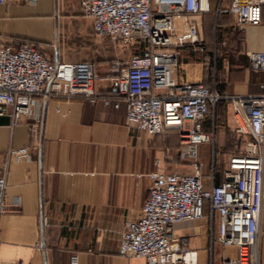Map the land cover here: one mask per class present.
I'll use <instances>...</instances> for the list:
<instances>
[{
    "label": "crops",
    "instance_id": "crops-1",
    "mask_svg": "<svg viewBox=\"0 0 264 264\" xmlns=\"http://www.w3.org/2000/svg\"><path fill=\"white\" fill-rule=\"evenodd\" d=\"M229 1L206 0V10L193 16L203 50L175 47L173 75L178 81L202 82L220 94H258L264 75L250 67L247 52L264 50V5L259 23L236 24L230 13H216L218 6L226 7ZM209 13L218 21L212 27ZM210 29L215 33L219 30L220 37H210ZM23 42L55 63L92 62L94 89L107 96L115 93L109 61L138 53L133 47L121 49L96 34L80 0L0 2V43L16 49ZM218 103H226L227 110L231 109L226 98ZM228 125L234 130L233 118H228ZM218 126L209 125L205 118L202 129L215 137ZM164 133L149 134L127 124L123 104L114 108L101 98L91 101L80 94L33 95L27 115L13 124L0 115V172L8 149L26 148L28 153L25 158L10 157L6 163L0 264H145L142 257L121 254L118 238L125 221L141 212L150 185L149 172L192 171L166 167V158L178 154L179 140L174 132ZM166 139L169 145H165ZM202 143L197 145L202 162L199 172L203 186L208 188L224 178L229 154L224 166L216 168L217 151L207 142L211 161L202 173ZM208 211L205 203L201 218L176 223L172 229L174 238H184L196 250L197 260L209 256ZM216 221L215 216L214 236ZM215 245L216 264L222 252L227 256L235 253L232 245ZM257 251V264H264V230L258 236Z\"/></svg>",
    "mask_w": 264,
    "mask_h": 264
},
{
    "label": "built area",
    "instance_id": "built-area-1",
    "mask_svg": "<svg viewBox=\"0 0 264 264\" xmlns=\"http://www.w3.org/2000/svg\"><path fill=\"white\" fill-rule=\"evenodd\" d=\"M205 2L80 0L96 34L138 51L109 61L115 75L112 96L94 89V66L90 61L55 63L28 42L16 49L0 43V115L8 117L11 124L27 115L33 95L80 94L91 101L101 98L114 108L123 104L127 124L149 134L170 129L178 134V156L191 160L192 171H150L148 194L139 216L125 221L119 232V252L142 257L145 264H196V250L184 238H174L172 229L176 223L201 218L205 203L210 222L207 264H214L215 243L235 248L233 256L222 252L219 264L258 262L264 201V79L258 94L225 95L202 82L178 81L173 75L177 66L175 47L187 45L203 50L193 16L206 10ZM263 5L264 0H230L226 7L218 6L216 13H230L236 24H257ZM247 59L253 70L264 75V50H250ZM221 98L229 100L234 130L243 140L241 147L229 154L222 181L205 188L197 145L213 142L214 134L202 126L209 108ZM27 154L26 148L6 152L0 172V214L7 160L25 158ZM71 260L75 261V256Z\"/></svg>",
    "mask_w": 264,
    "mask_h": 264
},
{
    "label": "rangeland",
    "instance_id": "rangeland-1",
    "mask_svg": "<svg viewBox=\"0 0 264 264\" xmlns=\"http://www.w3.org/2000/svg\"><path fill=\"white\" fill-rule=\"evenodd\" d=\"M208 15H210L212 18V22H211V27H212V24L218 21L217 19H214L215 17L212 13H209ZM214 34L220 37L219 30H216V33H215L213 29H210V33H209L210 37H212V35ZM105 37L109 38L108 36H105ZM109 40L111 41L112 44H116V46L120 47L121 49H124V47L132 48L130 45H126L122 43L121 41L116 40L114 42L110 38ZM221 104L222 103H218L217 105H215L213 109L210 110L208 117H206L209 125L211 122L212 124L214 123L216 125H219L218 128H216L219 130L216 131L214 140L212 142L217 151V153H215L214 162H215L216 168L218 169H221L224 166L225 160L231 151L233 150L236 151L241 147V143L243 140L239 135L238 136L236 135L235 131L233 130V125H228V118L229 120H232L231 109L228 111L226 103L225 105H221ZM168 131L174 132L176 134L177 136L176 141L178 142L179 138H178V134L176 133V131L171 130V129L165 130L164 135H167L166 132ZM177 142H176V145H177ZM170 143L173 144V141ZM165 145H169V142L167 139L165 140ZM199 149L201 153V159L203 160V166L201 167V172L206 173L207 166L209 162L211 161V153H210L211 145L210 143L203 142L202 144H200ZM166 163H167L166 167L168 169L169 167H171V165L180 166L183 170L187 168L189 170L192 169L191 160L188 158H181L178 156V154L171 155V158L169 159L166 158ZM263 230H264V218H262V221L260 224L259 234H261ZM216 234L217 232H216V225H215V235ZM205 259L199 256L197 260V264H207L208 259L206 260ZM216 262H217V253H216V245H215L213 263L216 264Z\"/></svg>",
    "mask_w": 264,
    "mask_h": 264
},
{
    "label": "water",
    "instance_id": "water-1",
    "mask_svg": "<svg viewBox=\"0 0 264 264\" xmlns=\"http://www.w3.org/2000/svg\"><path fill=\"white\" fill-rule=\"evenodd\" d=\"M227 179H229V180H230V179H231V177H230V176H228V177H227Z\"/></svg>",
    "mask_w": 264,
    "mask_h": 264
},
{
    "label": "trees",
    "instance_id": "trees-1",
    "mask_svg": "<svg viewBox=\"0 0 264 264\" xmlns=\"http://www.w3.org/2000/svg\"><path fill=\"white\" fill-rule=\"evenodd\" d=\"M218 102V101H217ZM217 102L215 103V105H217Z\"/></svg>",
    "mask_w": 264,
    "mask_h": 264
}]
</instances>
